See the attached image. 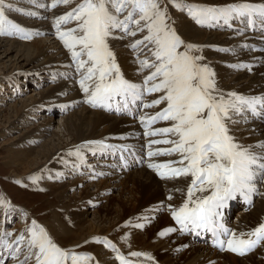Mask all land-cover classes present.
Listing matches in <instances>:
<instances>
[{
  "label": "snow or ice",
  "instance_id": "obj_1",
  "mask_svg": "<svg viewBox=\"0 0 264 264\" xmlns=\"http://www.w3.org/2000/svg\"><path fill=\"white\" fill-rule=\"evenodd\" d=\"M68 2L53 0V7ZM168 2L82 0L71 11L56 18L57 35L70 50L77 69L83 70L79 83L92 106L111 108L112 100L120 98L116 104L120 111L142 100L146 93L158 94L144 107H162L154 115L142 116L141 121L146 127L157 120L170 122V126L149 130L146 134H174L175 138L150 140L149 146L166 144L171 147L149 151L148 155L176 153L179 159L151 163L149 167L156 169L162 177L191 178L186 198L178 208H172V217L182 229L228 232L217 222L222 215L220 209L237 193L250 200L251 194L257 191V177L264 179V153L257 154L252 145L239 143L230 125L239 122L235 116L248 112L264 116V95L245 96L219 89L214 71L205 63V57L197 54L202 46L186 43L178 34L175 21L169 15ZM170 2L176 8L186 10L198 25L222 20L230 26L233 19L243 18L248 27L257 24L264 27V3L248 0L223 5L189 4L183 0ZM11 7V4L7 5V8ZM5 10V0H0V34L23 32L19 24L7 18ZM70 20L75 21L76 26L61 30V24ZM115 32L121 35L117 37ZM126 37L131 38L127 46L137 54L138 71L144 73L139 84L124 77L116 53L109 44L110 39ZM144 52L148 55L141 58ZM84 56L87 59H82ZM89 143L101 148L113 147L102 141ZM260 147L264 148V142ZM0 205L9 206L3 199H0ZM170 231L175 229H167L160 235ZM11 235L7 231L0 233V246L10 250L9 256L15 264H88L91 259L86 254L60 246L35 220L14 239H5ZM243 235L238 237L231 233L226 241L227 248L243 255L255 247L264 239V223L249 233L255 239H244ZM218 243L221 248L225 245L223 240ZM130 255L147 254L131 252ZM117 259L121 264H132L122 255L118 254ZM0 264H4L3 259Z\"/></svg>",
  "mask_w": 264,
  "mask_h": 264
},
{
  "label": "bare ground",
  "instance_id": "obj_2",
  "mask_svg": "<svg viewBox=\"0 0 264 264\" xmlns=\"http://www.w3.org/2000/svg\"><path fill=\"white\" fill-rule=\"evenodd\" d=\"M193 1L196 4L206 5H223L242 2V0H192V2ZM248 2L259 4L264 3V0H248ZM176 18V20L174 18L175 27L182 39H184L186 43L202 46L197 54L203 55L205 57V63L214 71L215 80L219 89L224 93L236 92L239 94L251 93L261 96L264 95V66L261 67L260 65V62L264 61V52L256 51L255 49L245 46L246 43H244L250 42L264 46L258 33H251L250 28H245L244 34H240L238 31H228L230 27L235 26L232 22H230V26H224L222 30L223 33L213 31L215 30L214 25L216 22L210 23L206 25V27L208 28L207 30L210 29L211 32H207L198 29V24L195 25L193 20L183 21L182 17L179 15H176ZM47 24L45 22L40 26H32H35L34 28L37 29L40 27L39 31L45 32L49 29ZM127 45L124 39H117V41H114L115 50L120 55V65L124 66L125 69L127 68L124 73L127 75L135 74V76L139 78L137 73L139 72V64L129 52V47ZM11 52H15V56L13 57L16 59L14 63L10 62L9 65L5 67L8 72L2 74L0 72V79L10 76L9 78L13 80L15 78L14 75H17L16 78L18 81V78H24L19 75L23 73L30 81L33 76L39 77L43 73H47L48 75L51 73L53 81L55 82H49V86L46 87L40 95L43 96L44 100L49 99L48 107H59L57 108L59 114L68 112V115L66 114L67 116L63 117V125L70 137V142H66L65 144H63L62 138H58L57 136V138L52 137L46 139L45 143H43L36 152L30 151L26 153L23 152V150L19 152L20 149L17 148V150L12 149L14 153H19L17 157L10 159L13 161L14 168H16V170L20 168L24 169L21 173L22 175L37 169L46 162L50 163L51 161H54L51 168H61L59 171H57V169L55 171L59 174H61L60 172L65 170L66 167L69 168V171L78 170L80 167L81 170L82 167L84 169L91 168L90 171L91 173L93 172L92 174L106 178L104 181L100 182L96 192H90L89 186L83 188L80 193L81 198L86 196L88 199L90 198L91 201L94 200L95 202H99L102 197L104 198L105 192L107 193L113 186L119 187L120 196L129 195V199L127 200L128 203L124 200L120 202L121 204L119 203L121 210H118V213L116 212L117 215L114 212L116 219L110 222L109 226L103 227L105 225H99V222L95 223L94 221L96 227H92V231L88 233V229L83 230V227H86V221H88L84 216L85 213H83V215L82 213H78L81 202L77 201L75 196H73L74 198L70 196L68 202L62 201V199L67 196L66 193L69 189L73 188L75 184L71 186L66 183H62V185H50V188L52 187L53 189V192L51 191L52 195H55V198L59 200L60 204L61 202L63 203L59 208L69 211L71 218L76 221L75 227L79 232L72 233L67 223L61 222L57 218V225L55 226L60 227L67 237L68 235H76L78 240L73 244H78L86 240L87 237L97 234L98 241L94 240L90 246L92 264H116L115 262L121 264L120 260L117 259L118 254H123L124 258L131 261L132 264H264V255L262 258L255 255L239 257L237 254L227 253L228 251L220 253L210 247L196 244L184 236L183 239H181L182 237L180 239L177 238L180 232L177 227H174V223H178L176 221L173 222L175 219L172 217V208H178L183 203L187 195V185L191 181H188V177L184 176L171 180H164L156 169L149 167L151 163H166L170 160H175V158H179V156L176 153L171 155L158 154L149 156V151L155 152L158 148H168L171 147V145L159 144L149 146L150 140L163 139L160 137L161 134H146L149 130L168 127L170 126V122L158 120L156 125L152 126L151 124L149 127H146L145 123L141 121V115L144 111L148 113L150 110L145 107L141 111L138 117L139 119H137L138 121L136 119L135 121L121 116L109 115L104 111L105 107H94L87 103L86 95L78 82L79 79H75L76 76L72 70L76 61L66 58L64 52L51 39L48 42L42 38H36L33 43L25 44L20 41L0 38V53L6 57ZM27 63L32 65V70L23 69L21 72L19 69L25 67ZM234 65H239V67H234ZM56 69L57 71L61 70L62 74H57ZM68 71L72 74V79L69 78ZM42 76L44 75H41V77ZM73 78L75 82H73ZM24 81L25 80H22L21 82ZM245 89H248L250 92L244 91ZM148 95L149 94L146 93V103H148ZM155 95L158 96V94ZM27 101L28 102H23L21 106H12L15 116L8 120V128L12 129L23 124L22 121L25 120L24 117H18L16 114L22 113L30 118L33 111L43 106L40 105L43 101H37L36 98H29ZM80 104L82 105L81 108L76 109ZM86 104H89V106ZM161 107V105L156 107L152 114L149 113L147 115H154ZM238 118L242 119L243 116L238 115ZM52 121L53 119L50 117L44 124L50 125ZM243 121L245 122L244 124L235 125V127L232 128L233 135L237 138V141L244 146L252 145L253 150L257 154L264 153V148L260 147L261 142H264V124L249 120V118L247 121L244 119ZM163 122L165 123L163 124ZM39 127L41 126H34L28 131V135H26L29 138L34 137L35 132L38 130L41 131ZM167 136L169 138H175L174 134H167ZM96 141H102L105 145H111L113 147L101 148L98 144L89 143ZM128 145H131V148L140 147L144 149L143 151L147 155L146 163L142 166H135L128 170H123L121 171L122 175H120L118 173V170H120L119 166L116 169H111L110 165L114 162L105 159L103 154L106 152L115 154L122 149H126ZM84 149L90 150V161H88L87 157L86 159L82 158L84 155L83 153H85L83 152ZM63 160H65V164ZM25 161L26 163H24ZM76 166L77 168L75 169ZM86 172H88V170ZM74 173L78 172L75 171ZM14 175L19 177L16 173H14ZM47 186L49 185L47 184ZM169 197H171V199H169ZM169 205L172 207L170 208ZM163 210L166 212V215L164 214L165 216L162 218L161 213ZM155 214L159 215L158 225L153 228L151 227V229H147V226L150 224L148 218H151L149 216H154ZM140 217L144 220L143 223L139 222ZM100 218L102 223L108 221L105 217ZM95 220L97 221V219ZM233 221V232L238 237L242 233L244 234L245 231H251L259 226L264 221V194L261 193L260 199L256 200L251 210H240ZM131 223H133L134 227H126ZM138 224L143 225V227H136ZM170 228L175 229V231L160 235L161 232ZM141 229L146 231L148 236L147 239L140 233L141 231L139 230ZM154 230H156L155 233L153 232ZM108 242H110V244ZM181 247H184L185 250L179 253L180 251L178 252V250ZM131 252L145 253L147 255L133 257L130 255ZM174 256H176V258H174Z\"/></svg>",
  "mask_w": 264,
  "mask_h": 264
},
{
  "label": "rangeland",
  "instance_id": "obj_3",
  "mask_svg": "<svg viewBox=\"0 0 264 264\" xmlns=\"http://www.w3.org/2000/svg\"><path fill=\"white\" fill-rule=\"evenodd\" d=\"M26 1L27 0H5V8H6V5L11 4L12 6L16 5V9L17 8L22 9V10L24 9L25 12L30 11V10L33 11L34 9L32 7H28V8L26 7L27 6L25 3ZM33 2L37 3L39 6H41L43 4L45 5V9L47 10L48 13H46L42 9L40 14L44 15L43 19H42L43 20L42 23L46 22V24H47L49 22L47 24V26L49 27L48 31L41 32V31H39L40 27H38V29H37V28H34L35 26H32V25L40 26L42 24L41 21H34L27 16H24L21 14H14V16L16 17L17 20H13V21L17 24L20 22L23 25L27 26L28 28H32V29L36 30V32H34L35 37L32 38V36H31V38H29V39H32V40L27 41L24 39H28V37H29L28 35L25 37H18L19 38L18 39L17 37L9 38L11 36H7L6 34H0V38L20 41V42L25 43V44L33 43L36 38H42L44 40H47L48 42L51 39L64 52L66 58L73 59L71 56L70 50L64 46L63 41H61L59 36L57 35V27L55 25V21H56L57 17L62 16L65 13L71 11L73 8H75L78 4H80L82 2V0H69L68 3H66V4L65 3H58V4H56L55 7H53V0H40V1L34 0ZM183 2L189 3V4L194 3V1L192 2V0H183ZM167 7H168L169 15L172 17L173 21H174V18H175V20L177 19L176 15H179L180 17H182L183 21L184 20H189V21L192 20L191 17L188 16L186 10H181V9L176 8L170 2V0L167 3ZM34 14H36V13H34ZM195 25H197V24L195 23ZM206 25L207 24L197 25V28L200 30H203V31L211 32L210 29L207 30L208 28L206 27ZM75 26H76V22L70 20L67 22H63L61 24V30H67L70 28H74ZM213 31L223 33V31H217V30H213ZM13 33H16V32H13ZM114 35L118 37L121 34H119V32H115ZM137 38H139V34H138ZM114 41H117V39H110L109 44H110V47L112 48V50L116 53L117 62L120 65V59H119L120 55L115 50ZM124 41L127 42V44H129L131 42V38H129V39L124 38ZM78 50H79V46H77V51ZM129 52H130V47H129ZM130 53L136 59L134 53H132V52H130ZM146 54L148 55L147 52H146ZM2 56L3 55L0 53V72H1V74L4 72L5 73L8 72V70L5 69V67L8 66L10 62L14 63V61L16 59L15 57H13V56H15V52H11L6 57L5 56L2 57ZM141 58H143V56H141ZM82 59H87V57L84 56V57H82ZM22 63H24V62H22ZM73 64H71V65H73ZM260 65H261V67L264 66V61H261ZM74 66H76V64ZM74 66L72 67V70L76 76L75 79L78 78L80 81L81 75L79 73H77V72H79V70H76V71L74 70ZM69 68H70V66H69ZM120 68H121V71L124 74V77L126 79H128L129 77L133 78V79H138L137 76H135V74H133V75L132 74H130V75L125 74L124 72H125V70H127V68L125 69L124 66L120 65ZM23 69L24 70H32V65L27 63L25 65V67H21L19 70L22 72ZM56 71H57V69H56ZM68 72H69V75H68L69 78L72 79V74H70V71H68ZM56 73L61 75L62 71L58 70ZM137 73H139V72H137ZM46 74L45 73L41 74V75H44L42 77H41V75L39 77L33 76V78L30 81L27 77H25L23 75V73H20L19 75L21 77H24V78L23 79L18 78V81L16 78L17 75H14L15 78L13 80H11L9 78L10 76L6 77L4 79H0V199L7 201L9 204V206H7V207H5L4 205H0V233L7 231L8 233L12 234L11 237L10 238L7 237V239H14L16 236H18L22 232H25L26 228L30 227L32 221L35 220L36 223L38 225L44 227L49 232L50 235L53 234L52 235L53 238L55 239V241L60 246L72 249V250L76 251L77 253L86 254V255L90 256L91 255L90 246H91L92 242L94 240L98 241L97 240L98 238L96 236L97 234L95 236L92 235V236L87 237L86 240H83L78 244H73V243H75V241L78 240L77 236L76 235H74V236L68 235V237H67L62 232L60 227L55 226V225H57V221H56V218H57L61 222H66L67 225L70 227L72 233L73 232L74 233L79 232L78 230H76L77 228L75 227L76 221H75V219L71 218V216L69 215V211H66L63 208H59V207H61V204H63V203L61 202V204H60L59 200L57 198H55V195H52L53 189H52V187L50 188V185H52V186L53 185H62V183L63 184L66 183V184H69L71 186V185L75 184L73 188L69 189V191L66 193L67 196L64 199H62V201L68 202L70 200V196L72 198H74L73 196H75V198H77L76 200L81 202V207L78 209V213H80V214L82 213V215H83V213H85L84 216H85L86 220H88V221H86V223H85L86 227H83L84 228L83 230L88 229L87 230L88 233L90 231H92V227H94V228L96 227L94 225V221H95V223L99 222V225H105L103 227L109 226L110 222H113L116 219V215L118 213L117 211L121 210V208L119 207V203L123 200L126 203H128L127 200L129 199V195L123 196V197L120 196L119 195V190H120L119 187L117 188V187L113 186V188L111 190H109L107 193L105 192L104 198L102 197L99 200V202H95L94 200L91 201L90 198L88 199V197H86V196H85L86 198L84 196L81 198L80 193L82 192L81 190H83V188H86L87 186H89L90 192H96L99 188L98 185L100 184V182L104 181L106 178V177L102 178V176L99 177L98 175L92 174L93 172L91 173V171H90L91 168L89 166L88 167L90 169H88V168L84 169L82 167V170H81V167H80V169L78 168V170H75L78 173H74L75 171H69V168L66 167L65 170L61 171L60 172L61 174H59V173H56L55 171H56V169H57V171H59V169H61V168L60 167L56 168V169L51 168V165L54 163V161H51L50 163L46 162L42 166L38 167L37 169H35V170H33L27 174L22 175L21 173L24 171V169L20 168V169L16 170V168H14L13 161L10 160L11 158L17 157V155L19 154V153H17V154L14 153L13 150L20 149L19 152H21L23 150V152H26V153L30 152V151L36 152L42 146V144L45 143L46 139H50L52 137L57 136L58 138L59 137L62 138L63 144H65L66 142H70V140H69L70 137L65 130V126L63 125V117L67 116L68 112L65 114H59L58 113L59 110L57 109L59 107H57V106L54 108L52 106L48 107L47 105H49V101H48L49 99L44 100L43 96L40 95V93L46 87L49 86V84H48L49 82H55V81H53V76H51V73H49V75L47 74L48 76ZM7 78H8V80H7ZM4 80H5V82H4ZM22 80H25V81L21 82ZM12 81H13V83H12ZM73 82H75L74 78H73ZM76 84H77V82H76ZM234 89H238V88H234ZM244 91H249V90L245 89ZM155 96H156L155 94L151 95V96L148 95V103ZM29 98H34V99L36 98L37 101H43L42 104H40V105H43L42 108H39L36 111H33L30 118H29V116H26L22 113L16 114L18 117H24L25 120L22 121L23 124H21L19 127H14L12 129L8 128V124H9L8 120L10 118H14V116H15V113L13 112L12 106H14V105L21 106L23 102H28L27 100ZM146 101L147 100H145V104H146ZM86 105L89 106V104H86ZM81 106L82 105L80 104L78 107H76V109H80ZM158 106H160V105H158ZM158 106H156V107H158ZM156 107L155 108H147L150 110V112L145 113V111H144V113L141 115V117L143 115L145 116L149 113L152 114L155 111ZM50 117L53 119L52 123L50 125L44 124L45 121L48 120V118H50ZM117 117H119V116H117ZM165 122H167V121H165ZM165 122H163V124ZM38 125L41 126V127H39V129L41 128V131L38 130L37 132L34 133V137L29 138L27 136L28 131H30L34 126H38ZM166 125H167V123H166ZM233 127H235V125H233L231 127V129ZM168 136L165 134L160 135V137L162 139H167V138H169ZM83 152H85V153H83L84 154L83 156H85V157L82 156V158L86 159V157H87L88 161H90V159H89L91 157V155L89 153L90 150L84 149ZM178 159L179 158H175V160H178ZM63 162H64V164L66 163L65 160H63ZM24 163H26V161ZM73 164L77 165L76 163H73ZM174 166H178V165H174ZM47 167H50V168H47ZM76 168H77V166L75 167V169ZM72 169H74V168H72ZM87 170L89 173L86 172ZM14 173H16L19 177H16V175H14ZM48 173H49V175H48ZM118 173L120 175H122L121 170H118ZM45 176H46V179H45ZM180 177H176V178H180ZM163 179L164 180H171V179H175V178L163 177ZM188 181H191L190 177H188ZM47 184L49 186H47ZM262 194H264V186H263ZM260 197L258 199H260ZM114 212L115 213L117 212L116 215ZM113 214L115 217L113 216ZM161 214H162V218H163L166 215V212L163 210ZM100 217H102V218L105 217L108 219V221L102 223ZM149 217H151V218H148L150 220V224H149V226H147V229H149V228L151 229V227L152 228L156 227L158 225L159 215L155 214L154 216H149ZM95 219H97V221ZM139 219H140L139 222L143 223L144 220L141 217ZM173 222H175V220ZM91 225H94V226H91ZM128 225L129 226H126L128 228L134 227L133 223L128 224ZM174 227L175 228L178 227V224L174 223ZM139 231H141L140 233L142 234V236H144L146 239L148 238L145 230L141 229ZM153 232L155 233L156 230H154ZM181 237L182 236L178 235L177 238L180 239ZM181 239H183V237ZM85 241H87V243ZM77 245H79V247H77ZM262 245L255 252L251 253L250 255H255L259 258H262V256L264 255V243ZM184 247L179 248L178 252L179 251H180L179 253L183 252V250H185ZM258 253H259V256H258ZM250 255H248V256H250ZM174 258H176V256H174ZM138 261H140V260H138ZM14 262L15 261L13 259L6 260L4 262V264H14ZM92 262L93 261L90 259L88 263L92 264ZM115 263L117 264V262H115Z\"/></svg>",
  "mask_w": 264,
  "mask_h": 264
},
{
  "label": "trees",
  "instance_id": "obj_4",
  "mask_svg": "<svg viewBox=\"0 0 264 264\" xmlns=\"http://www.w3.org/2000/svg\"><path fill=\"white\" fill-rule=\"evenodd\" d=\"M122 256H123V254H122Z\"/></svg>",
  "mask_w": 264,
  "mask_h": 264
}]
</instances>
